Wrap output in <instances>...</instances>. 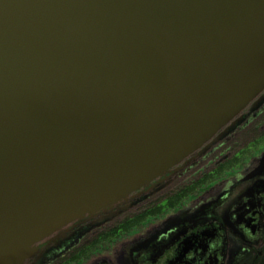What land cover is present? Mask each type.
<instances>
[{
    "label": "water",
    "instance_id": "1",
    "mask_svg": "<svg viewBox=\"0 0 264 264\" xmlns=\"http://www.w3.org/2000/svg\"><path fill=\"white\" fill-rule=\"evenodd\" d=\"M264 90V0H0V264L116 205Z\"/></svg>",
    "mask_w": 264,
    "mask_h": 264
},
{
    "label": "flooded vegetation",
    "instance_id": "2",
    "mask_svg": "<svg viewBox=\"0 0 264 264\" xmlns=\"http://www.w3.org/2000/svg\"><path fill=\"white\" fill-rule=\"evenodd\" d=\"M23 264H264V90L169 173Z\"/></svg>",
    "mask_w": 264,
    "mask_h": 264
}]
</instances>
